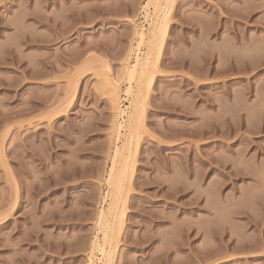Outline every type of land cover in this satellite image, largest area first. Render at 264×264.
Returning <instances> with one entry per match:
<instances>
[{
    "label": "rangeland",
    "instance_id": "obj_1",
    "mask_svg": "<svg viewBox=\"0 0 264 264\" xmlns=\"http://www.w3.org/2000/svg\"><path fill=\"white\" fill-rule=\"evenodd\" d=\"M0 264H264V0H0Z\"/></svg>",
    "mask_w": 264,
    "mask_h": 264
},
{
    "label": "bare ground",
    "instance_id": "obj_2",
    "mask_svg": "<svg viewBox=\"0 0 264 264\" xmlns=\"http://www.w3.org/2000/svg\"><path fill=\"white\" fill-rule=\"evenodd\" d=\"M139 36H140V37H139V38H140V39H139L140 41L138 42V43H139L138 45H140V44L143 42V36H144V35L141 33V35L139 34ZM136 58H137V57H136ZM144 60H145V59H144ZM143 62H145V61H143ZM143 62L140 61V59L137 58V59H136V63H135L130 69L127 70V73H126V74H127V77H128V81H129V80L131 81L132 78L134 77V75L137 74L138 71L141 70ZM146 62H147V61H146ZM145 65H146V64H145ZM143 68H144V67H143ZM142 71H143V70H142ZM144 71H145V70H144ZM139 74H141V73H139ZM141 75H142V74H141ZM135 76H136V75H135ZM126 79H127V78H126ZM133 79H135V78H133ZM132 81H133V80H132ZM129 89H130V88H129ZM127 90H128V88H127ZM131 92H132V91H131ZM126 93H127L128 95H130L129 90H128ZM113 97L116 98L115 91H114V95H113ZM133 105H135V104H133ZM133 105H132V106H133ZM135 106H136V105H135ZM135 109H136V107H135ZM135 109H134V110H135ZM135 112H136V111H135ZM131 115H132V114H131ZM130 118H132V117H130ZM133 118H134V116H133ZM133 118H132V119H133ZM135 118H136V116H135ZM130 120H131V119H130ZM133 121H134V119H133ZM134 122H135V121H134ZM118 125H119V124H118ZM120 126H121V125H120ZM118 127H119V126H118ZM118 127H117V128H118ZM118 129H119V128H118ZM116 135H117V134H116ZM118 151H119V150H118ZM118 151H117V149L115 150V152H114V156H112V157H113V160L116 159V158L118 159V157H117V156H118ZM124 158H125V157H124ZM124 158H123V159H124ZM120 159H121V158H120ZM114 161H115V160H114ZM124 161H125V159H124ZM124 161H123V162H124ZM116 162H117V161H116ZM121 163H122V162H121ZM113 165H114V164H113ZM123 166H124V165H123ZM114 167H115V166H114ZM116 167H117V166H116ZM120 167H121V170H122V165H120ZM126 167H127V166H126ZM126 167H125V168H126ZM115 169H116V168H115ZM119 169H120V168H119ZM121 170H120V173L122 172ZM123 171H124V169H123ZM112 172H113V170H112ZM120 173H119V175L122 174V173H121V174H120ZM110 174H115V173H110ZM121 177H122V176H121ZM111 178H112V177H111ZM113 184H114V183H113ZM119 187H120V186H119ZM116 188H117V187H116ZM119 189H120V188H119ZM116 194H117V193H116ZM112 196H113V195H112ZM116 197H117V196H116ZM117 199H118V198H117ZM112 201H114V200H112ZM110 204H111V203H110ZM114 205H115V204H114ZM115 210H116V209H115ZM109 212H110V211H109ZM102 214H103V213H102ZM103 215H104V214H103ZM110 215H111V213H110ZM110 215H109V216H110ZM104 216H105V215H104ZM99 217H100V216H99ZM113 217H114V216H113ZM98 219H99V218H98ZM104 219H105V218H104ZM104 219L102 218V220H104ZM113 219H114V218H113ZM108 221H109V220H108ZM112 221H113V220H112ZM103 222H104V221H103ZM105 238H106V237H105ZM104 240H105V239H104ZM106 240H107V239H106ZM106 240H105V243H107ZM105 243H104V245H105ZM96 245H97V244H96ZM104 247H105V246L102 245V250H103ZM104 250H105V249H104ZM104 250H103V251H104ZM106 251H107V250H106ZM106 256H107V255H106Z\"/></svg>",
    "mask_w": 264,
    "mask_h": 264
}]
</instances>
